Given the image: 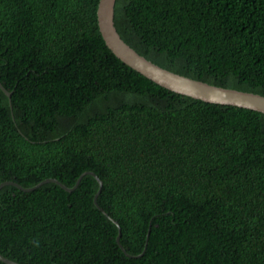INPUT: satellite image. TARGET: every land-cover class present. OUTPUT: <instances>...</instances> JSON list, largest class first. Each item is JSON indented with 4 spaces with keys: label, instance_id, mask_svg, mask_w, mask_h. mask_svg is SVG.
Listing matches in <instances>:
<instances>
[{
    "label": "trees",
    "instance_id": "1",
    "mask_svg": "<svg viewBox=\"0 0 264 264\" xmlns=\"http://www.w3.org/2000/svg\"><path fill=\"white\" fill-rule=\"evenodd\" d=\"M98 0H0V253L21 264H264V113L120 60ZM153 62L264 94V0H115ZM120 243V245H119ZM124 249H122L121 248ZM0 264H8L0 260Z\"/></svg>",
    "mask_w": 264,
    "mask_h": 264
},
{
    "label": "water",
    "instance_id": "2",
    "mask_svg": "<svg viewBox=\"0 0 264 264\" xmlns=\"http://www.w3.org/2000/svg\"><path fill=\"white\" fill-rule=\"evenodd\" d=\"M114 3L115 0H98L96 8L97 24L99 32L107 45V47L125 64L135 69L142 75L146 76L150 80L165 87L174 92L182 93L185 95L199 98L204 101L237 105L245 108L254 109L264 113V94L258 92L237 89L233 87H225L216 84L209 83L207 81L196 79L184 74L167 69L152 60L146 58L144 55L137 52L132 46H130L118 33L114 21ZM1 89L6 95L10 97L11 92L5 89L0 82ZM92 174L98 182V188L93 195V201L99 209L106 213L105 210L98 204L97 195L100 192L102 186V180L92 170L82 171L75 183L72 186H68L62 183L55 177H46L31 186H21L19 183L12 180H4L0 182V187L7 183L15 184L22 190H31L40 186L47 181H53L58 183L65 190H73L79 184L84 174ZM107 214V213H106ZM108 215V214H107ZM108 217L117 225L118 231L116 235V241L119 242L120 226L116 219L108 215ZM120 245V243H119ZM122 248V246H121ZM123 249V248H122ZM124 250V249H123ZM0 260L8 264H21L15 260H12L0 253Z\"/></svg>",
    "mask_w": 264,
    "mask_h": 264
}]
</instances>
